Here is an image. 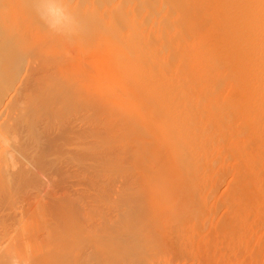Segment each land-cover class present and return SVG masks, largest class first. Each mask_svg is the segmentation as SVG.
Masks as SVG:
<instances>
[{
    "label": "bare ground",
    "instance_id": "bare-ground-1",
    "mask_svg": "<svg viewBox=\"0 0 264 264\" xmlns=\"http://www.w3.org/2000/svg\"><path fill=\"white\" fill-rule=\"evenodd\" d=\"M185 1L0 0V264H264V0Z\"/></svg>",
    "mask_w": 264,
    "mask_h": 264
},
{
    "label": "rangeland",
    "instance_id": "rangeland-1",
    "mask_svg": "<svg viewBox=\"0 0 264 264\" xmlns=\"http://www.w3.org/2000/svg\"><path fill=\"white\" fill-rule=\"evenodd\" d=\"M184 1H185V0H184ZM186 1H187V0H186ZM186 1H185V2H186ZM189 1H190V4L193 3V4H191V6H190V4L187 3V2H189ZM194 1H195V2H198V3H200V4H204L205 10L203 11V8H204L203 5H200V4H197V3L194 4L193 1L191 2V0H188L186 3H187L190 7L187 6L186 3H185V5L187 6L186 9H188V7L191 9V7H192V8H193V11H191L192 9H191L190 11H189V10H187V11L189 12V14H190V12H191V13H193V15H194V16H192V14H190V16H191V17H194V18H195V16H197V17L200 18V19L205 18V16H206L207 20H204V19H203V21H202V20H200V19H198V20L195 19V20H194L193 18H191L192 21H195V22H192V21H191L192 25H194L195 23H196V25H197V22H196V21L204 22V25L206 24V25H205L206 27H208V28L213 27V29H211V28H210V29H207L208 32H209V30H211L212 32H217V31H218V32H217L218 34L220 33L221 29H223L222 32L220 33V35H218V36H216L215 33H212V34L215 35L216 38H213V37H212V35L210 34L211 31H210V33H209V37H210V38L212 37L213 40L216 39V40H214V41H218V42H214V41H212V39H211V40L208 39V35H207V37H206L205 35H204L205 37L201 36V39H204V38H205V39H206V38L208 39V40L206 39V41H205V40H202V41L212 43V45L214 44V45H216V46L212 47V45H211V44H208V43H207V44H208L209 46L206 45V44H203L204 46H203V45H202V46H203V47L206 46L205 48L212 47V48H214V50L216 51V53L219 52V51H217V50H219V49L217 48L218 45L222 47V46H224L223 44L226 43L225 46H227V45L229 46V43H228V42H229V38H230L231 36H234V35H233L234 30L229 31V30L231 29V28H229V27H230L231 25H233V23H234V22L232 23V21H233V18H232V17H234V18L236 17V16L234 15V13H235V14L237 13V12H236V10H237V7H236V6H237V5H236V6H235V5L232 6L233 8H235V11L232 10V11H233V13H232L231 8H230L231 5H230L229 3L226 4L227 6L230 5V6H229L230 9L228 8V10H230L229 12H230V14L232 15V17H231V15H230V17H229V16H226L227 14L229 15V13H227L228 10H226L227 8H226V6L224 5V3H225L224 0H221V1H220V0H219V1L216 0V4H217V5L215 4V8H213V6H212V7L210 6V5H213V4H214V1H215V0H213V1L210 0L211 2H209V0H208V2H209L208 4H206V3H207V0H206V2H205L204 0H201V1H200V0H197V1L194 0ZM202 1H204L205 3H203ZM217 1H218V2H217ZM237 1H238V0H237ZM201 2H202V3H201ZM212 2H213V3H212ZM220 2H221V3H220ZM222 2H223V3H222ZM226 2H227V0H226ZM234 2H235V1H234ZM219 3H220V4H223V6H224L223 8H225V10L222 8V9L226 12V13L224 12V13L226 14V15H224V16H223L224 13H221V12H223V10L220 9V10H221V11H220V10L217 9V8H220V7L218 6ZM236 3H237V2H236ZM236 3H235V4H236ZM209 4H210V5H209ZM192 5H194V6H192ZM196 5H197V7H195ZM216 6H217V8H216ZM220 6H222V5H220ZM234 6H235V7H234ZM194 7H195V8H194ZM198 8H200V9H199L198 11L196 10V12H195L194 9H198ZM207 8H209V9H207ZM210 8H211V9L213 8V11H212ZM233 8H232V9H233ZM201 9H202V10H201ZM206 9H207V10H206ZM200 10H201V11H200ZM216 10L220 11V14H221V15H219V14H218L219 12H217ZM202 11H203V12H202ZM205 11H206V12H205ZM207 11H208V12H207ZM209 11H211L212 13L209 12ZM197 12H199V13H200V12H201V13H204L205 16H202V18H201V17H199V16L201 15V13H200V15H199V13H197ZM215 12H216L220 17L223 16L224 18L226 17V19H228V18H232V21H230L231 19H229V21H228V20H226V19H224V18L221 17V19H223L222 21H224V23H226V24H224V23L222 22V24H224V25H222L221 23H219V22L221 21V20H219V19H220L219 16H218V17H217V16H214L215 18L213 17V14L216 15ZM206 13H208V15H207ZM240 13L242 14V11L239 12V14H240ZM197 14H198V15H197ZM209 14H212V16H211V15H210V16H211V18L213 17V18H212L213 21L210 20L211 18H210V16H209ZM237 14H238V13H237ZM241 14H240V16H241ZM243 14H244V11H243ZM243 14H242V16H243ZM202 15H203V14H202ZM207 16H208L209 18H208ZM238 16H239V15H238ZM197 17H196V18H197ZM216 18H217L218 20H217ZM208 19H209L210 22H213V24L217 23V21H218V23L221 25L222 28H220V29L218 30L219 27H217V26H219V25H216V24L213 25L212 23H211V24H212L213 26L210 25ZM215 20H216V21H215ZM225 20H226L227 22H225ZM235 20H236V19H235ZM207 21H208V22H207ZM236 21H237V20H236ZM236 21H235V22H236ZM201 22H199V23H201ZM206 22H207V23H206ZM229 22L231 23L230 26H229ZM199 23H198V26L201 25V26H202L201 28H203V26H204V25H202L203 23H201L200 25H199ZM218 23H217V24H218ZM236 23H237V22H236ZM208 24H209V26H207ZM196 25H194L196 28L194 27V28H193V31H198V33H200V31H199L200 27H198V26H196ZM225 25H227L226 28L223 27V26H225ZM235 25H237V24H235ZM235 25H233V26H235ZM205 26H204V27H205ZM215 26H216V28H214ZM236 27H237V26H236ZM236 27H235V28H236ZM197 28H198V30H195V29H197ZM228 28H229V30H226V29H228ZM204 29H205V28H204ZM214 29H215V31H213ZM224 29H225V30H224ZM201 30H202V34H205V33L208 34V32H206V31H207L206 29L204 30L205 33H203V29H201ZM225 32H227V33H225ZM229 32H232V33L230 34ZM194 33H196V32H194ZM198 33H197V34H198ZM224 33L226 34L227 37L224 36V35H223V36H224V38L227 39L228 42L225 41L226 39L224 40V38H221V36H222L221 34H224ZM200 34H201V33H200ZM202 34H201V35H202ZM214 35H213V36H214ZM199 36H200V35H199ZM219 36H220V37H219ZM223 36H222V37H223ZM202 37H203V38H202ZM218 37L221 38V39H219ZM228 37H229V38H228ZM217 38H218V39H217ZM232 38H233V37H232ZM232 38H231V39H232ZM209 40H210V41H209ZM220 40H224V41H220ZM213 42H214V43H213ZM221 42H222V45H221ZM224 42H225V43H224ZM215 43H219V44H215ZM219 46H218V47H219ZM228 46H227V47H228ZM219 48H220V47H219ZM225 48H226V47H225ZM210 49H211V48H210ZM226 49H227V48H226ZM205 50H207V49H205ZM208 50H209V49H208ZM211 51H213V49H211ZM221 51H225V50H223L222 48H220V52H221ZM220 54H222V53H220ZM217 55H218V54H217ZM219 56H221V58H223V55H219ZM238 56H239V55H238ZM219 58H220V57H219ZM233 58L237 59V56H235V57H233ZM235 59H234V60H235ZM240 59H241V55H240V58H238L237 61H240ZM241 60H242V59H241ZM235 61H236V60H235ZM252 136H253V135H252ZM250 137H251V135H249L248 138H250ZM253 137H255V136H253ZM253 137L251 138L252 140H254ZM255 138H256V137H255ZM245 140H246V139H245ZM249 140H250V139L246 140V141H245V144H246V142H248ZM259 140H261V142H260V141L258 142L259 144L256 142V141H258L257 139L254 140V142H256V143H254L253 141L250 142V143H253V144H249V143H247V145H248V144H249V145H252L251 148H248L247 146H245V147H247V148H245V149L247 150V152H248V150L251 151V155H252V154H254V155L257 154V155H258V151H259L260 149H262V146H261L260 143H263V139H259ZM250 141H251V140H250ZM257 144H258L259 146H256ZM249 145H248V146H249ZM254 145H255L256 147H258V148L261 146V148H259V150H258V148H256ZM262 145H263V144H262ZM249 147H250V146H249ZM252 147H255V148H254V149H255L254 152H257V153H254V152L252 151V150H253ZM256 149H257L258 151H257ZM252 152H253V153H252ZM259 152H260V151H259ZM249 153H250V152H249ZM258 156H259V155H258ZM235 157H236V156H235ZM235 157H233V160H231V162H230V163H231L230 166H231L232 170H233V167H232V161H233V162L236 161V160H235V159H236ZM236 162L239 163L238 161H236ZM236 162H235V164L233 163V166L235 165L234 167H237V168H238V166H239L240 164H238V166H237V165H236V164H237ZM245 164H247V163H245ZM245 164H244V168H245V166H246ZM258 165H259V164H258ZM258 165H256V164L254 165L255 167L257 166L258 170H256L257 168H255V167H254V169H255L256 171H259V170L261 171V169H259V168H262V174H263V173H264V172H263V168H264V167H260V166H258ZM261 165H262V164H261ZM240 166H241V165H240ZM247 166H248V165H247ZM247 166H246V167H247ZM252 166H253V164H252ZM252 166H248V167H250V168L247 167V170H248L249 172H247V170H246V171H244V173H249V174H251V172H253V169H252L251 172H250L249 169L253 168ZM242 167H243V165L241 166L240 169H243ZM237 168H236V169H237ZM245 169H246V168H245ZM245 169H243V170H245ZM243 170L240 172V171H239V168H238V171H236V172H240V173L242 174V173H243ZM233 171H234V170H233ZM256 171H255V173H256ZM260 171H259V172H260ZM236 172H234V173H236ZM255 173H254V176L256 175V176L259 178L258 175H260V176H261L260 178L262 179V175H261V174H259L258 172H257V174H255ZM237 174H238V173H237ZM237 174H235V175H237ZM241 174H240L239 176H241ZM249 174H247L248 178H249V176H250ZM233 175H234V174H233ZM239 176H237V177L234 178V179H238ZM242 176H246V175H242ZM242 176H241V177H242ZM251 176H253V175L251 174ZM263 176H264V174H263ZM232 178H233V176H232L230 179H232ZM242 178H243V177H242ZM245 178H247V177H245ZM245 178H243V180H241V182H246L245 185H247V184H248L247 181H248L249 179L247 180V179H245ZM254 178H255V177H254ZM258 178L253 179V177H252V178L250 177V180H252V183H253V184H252V183L250 184L251 181H250V180L248 181V182H249V185H250V186L252 185L251 188H252V187L259 186V185L261 186V184H262L261 182H260L261 184H260V183L258 184L257 182H256V184H254L255 182H253V180H255V181H256V180H257V181H258V180H259V181H264V178H263L262 180H261L260 178H259V179H258ZM230 179H229V182H231V183L228 182V184L231 186L232 182H233V181L236 182V180L233 179V181H230ZM239 179H240V178H239ZM239 179H238V181H239ZM244 180H246V181H244ZM238 181H237V182H238ZM237 182H236V183H237ZM238 183H240V181H239ZM234 184H235V183H234ZM234 184H232V186H234ZM241 184L243 185L244 183H241ZM241 184H240V186H241ZM257 184H258V185H257ZM263 184H264V183H263ZM235 185H238V184H235ZM245 185H243L244 188H243V186H242L241 190H242V189H245V187H247V186H245ZM249 185H248V186H249ZM254 185H255V186H254ZM240 186H239V185H238V187L236 186L238 189H237L235 186H234V188L232 187V189L234 190V189L236 188L237 191H239V190H240V189H239ZM250 186H249V188H248V187L246 188V191L243 190V191H244V194H245V192H247L248 194H249V192H250V194H251V192L254 193V192H256L255 190H258V189L260 188V193H261V195H262V193H263V191H264V187H263L264 185L261 186V187H263V189H262L261 187H258V188L256 187L254 190H253V188L251 189ZM229 188H231V187L228 186V189H229ZM230 190H231V189H229V191L227 192L226 196H229V195H230L229 202L231 203V201H233L232 198H234V197H231V196L234 195V194L236 195L237 191H235V193L233 194L234 191L232 190V191H233V192H232V191H230ZM241 190H240V191H241ZM249 190H251V191H249ZM240 191H239V192H240ZM248 191H249V192H248ZM258 191H259V190H258ZM230 192L232 193V195H231ZM239 192H238V193H239ZM241 192H242V191H241ZM229 193H230V194H229ZM238 193H237L238 196H239V195H242V196H243L242 193H241V194H238ZM260 193L258 194V192H256V193H255L256 195H253V194H252V195H253V196H257V197H255L256 200H257L258 197L260 196ZM248 194H247V196H249ZM237 195L235 196L236 198H234V199H238V198H237V197H238ZM245 195H246V194H245ZM245 195H244L243 197L240 196L239 199L241 200L242 198L245 197ZM226 196H225V199H226ZM247 196H246V197H247ZM253 196H251V197H253ZM241 197H242V198H241ZM246 197H245V198H246ZM263 197H264V196H263ZM263 197H262V198H263ZM225 199H223V200L225 201ZM227 199H228V198H227ZM227 199H226V202L223 201V204L225 203V205H224V209H225V207H226V208H229L230 206L232 207V205H236V204L234 203V201H233V203H231V204L229 203L230 205H229V207H227V206H228V205H227V202H228ZM231 199H232V200H231ZM246 199H250V196H249V198H246ZM246 199H244V200H246ZM259 199H260V197H259ZM240 200H239V201H240ZM252 200H253V201H251V203L255 201V199H252ZM260 200H261V199H260ZM263 200H264V198H263L262 201H261L262 203H263ZM239 201H236V202L239 203ZM246 201H248V200H246ZM249 201H250V200H249ZM249 201H248V202H249ZM244 202H245V201H242V205H243V206H244V204H243ZM248 202H247V203H248ZM247 203H245V205H247ZM249 203H250V202H249ZM249 203H248V204H249ZM251 203H250L249 205H250V206H253V204H254V205L258 204L259 201H258V202L256 201V203L254 202L252 205H251ZM262 203H259V204L262 205ZM226 205H227V206H226ZM243 206H241V205L239 206V207H240V208H239V212L241 211L240 209H241ZM233 207H234V208H233V211L231 210L232 208H231V209L229 208V209L231 210V211H230V213H231V214H230V218L228 217L229 213H228V215H227V217H228L229 219L233 220V219L231 218V217H232L231 215H233V214H234V215H233V218L235 219V214H236V212H237L236 215H238V219H237V216H236V219H237L238 221H239V219H240L239 217H241V216H242L241 218L244 217L245 220L247 219V218H246V213H245V216H243L244 213H242V211H241V212H240V213H241V216H239L240 214L238 213V210H235L236 212L234 211V209H237V208H238V205H237V206H233ZM233 212H235V213H233ZM223 213H224V212H222V214H223ZM242 214H243V215H242ZM237 220H236V222H238ZM233 221H234V220H233ZM234 222H235V221H234ZM234 222H233V223H234ZM235 225H237V224H235ZM239 225H240V224H239Z\"/></svg>",
    "mask_w": 264,
    "mask_h": 264
},
{
    "label": "clouds",
    "instance_id": "clouds-1",
    "mask_svg": "<svg viewBox=\"0 0 264 264\" xmlns=\"http://www.w3.org/2000/svg\"><path fill=\"white\" fill-rule=\"evenodd\" d=\"M49 2L52 6L48 7L45 11L47 16L52 20L50 27H53L54 29L61 28L60 26L63 25L64 21L67 19V16L64 14V9L56 7L54 0H49ZM41 3H43V0H41ZM40 10L41 9L38 8V11ZM13 264H16V262L14 261Z\"/></svg>",
    "mask_w": 264,
    "mask_h": 264
}]
</instances>
